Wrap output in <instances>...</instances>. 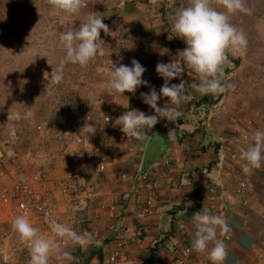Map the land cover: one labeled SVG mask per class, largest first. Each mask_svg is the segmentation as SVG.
I'll use <instances>...</instances> for the list:
<instances>
[{"label":"crops","instance_id":"0c3cea01","mask_svg":"<svg viewBox=\"0 0 264 264\" xmlns=\"http://www.w3.org/2000/svg\"><path fill=\"white\" fill-rule=\"evenodd\" d=\"M86 3L89 15L102 17L110 32L101 31L105 45L91 62L94 70L87 79L82 112L76 125L50 147L28 151L0 144V192L16 180H28L41 197L55 203V221L92 234V242L84 248L65 242L74 261L52 258L50 264H212L208 255L212 244L203 253L192 248L193 214L203 209L209 214L218 209L217 215L231 228L227 238L218 232L227 246L224 264H264V163L246 174L247 161L240 152L232 155L245 123L221 94L202 95L189 87L178 107L168 105L181 113L176 120L160 119L143 140L125 136L119 116L133 109L147 115L155 112L141 98L150 87L123 95L102 87L115 66L139 61L146 68L142 79L158 93L164 83L156 72L158 62L184 68L170 85L181 79L198 85L199 76L179 56L187 45L176 37L160 0L158 6L145 0ZM119 36L125 38L122 45ZM117 49L122 51L118 58ZM168 102L161 96L158 106ZM157 135L162 149L146 162L145 150ZM96 153L104 157L102 168ZM239 179L247 181L246 201L235 194ZM150 195L151 209L134 236L137 212ZM15 218L0 200V264H22L14 254L21 245L12 228Z\"/></svg>","mask_w":264,"mask_h":264},{"label":"clouds","instance_id":"9594fccd","mask_svg":"<svg viewBox=\"0 0 264 264\" xmlns=\"http://www.w3.org/2000/svg\"><path fill=\"white\" fill-rule=\"evenodd\" d=\"M48 3L69 16L87 7L86 0H48ZM151 3L158 6V0H151ZM237 13L251 14L245 0H188L185 7L170 17L176 37L187 45L178 54L184 64L199 76L198 85H189L183 79L179 84L170 85L171 80L181 77L184 72V68L174 62H158L156 65L157 74L164 79L159 93L148 81L142 79L146 68L139 61L133 59L131 66H115L102 87L122 95L125 92L135 94L141 86L150 87L148 93H141V98L155 112L154 115H147L137 109L124 112L117 120L125 136L143 140L160 119L176 120L181 113L176 107L168 105L178 107L186 98L189 87H195L202 95H220L234 88V85L225 82L224 65L229 62L228 52L243 55L248 43L244 32L231 23V16ZM101 31L106 34L110 32L103 18L89 15L78 30L60 34L59 41L65 49V56L53 68L50 77L52 83L58 85L62 82L66 64H78L85 68L95 60L105 45ZM161 96L167 97L169 101L163 107L158 106ZM246 140L247 147L241 152V158L247 161L243 167L247 174L261 168L264 163V130L254 131ZM193 222L196 228L193 250L203 253L212 244L208 251L210 261L212 264H224L227 246L219 237L227 238L231 232L227 220L222 215L209 214L207 209H203L193 214ZM49 227L50 234L46 235L40 228L33 226L27 215H19L13 220V230L29 249V264H50L52 258L61 262L74 261L76 258L65 250V242L81 248L92 242L91 233H78L58 221L50 220Z\"/></svg>","mask_w":264,"mask_h":264},{"label":"rangeland","instance_id":"374dc122","mask_svg":"<svg viewBox=\"0 0 264 264\" xmlns=\"http://www.w3.org/2000/svg\"><path fill=\"white\" fill-rule=\"evenodd\" d=\"M160 1L169 19L188 4V0ZM245 4L251 14L237 13L231 23L246 35L247 48L243 55L228 52L225 82L234 88L221 95L244 127L251 120L256 131L264 130V0ZM88 16L85 8L69 16L48 0H0L1 145L28 151L50 147L76 125L88 98L86 84L93 63L85 68L66 64L58 85L50 77L65 56L60 34L78 30Z\"/></svg>","mask_w":264,"mask_h":264},{"label":"built area","instance_id":"2783aa9c","mask_svg":"<svg viewBox=\"0 0 264 264\" xmlns=\"http://www.w3.org/2000/svg\"><path fill=\"white\" fill-rule=\"evenodd\" d=\"M145 1L148 3L151 2V0ZM124 41L125 38L123 36H119V42L121 43V45L124 44ZM114 56L117 58L121 57V49H117L114 52ZM254 131L255 128L253 122L251 120H248L244 129L235 138L237 147H234V149L232 150L233 156H235L239 152L241 153L246 149V138L249 137ZM95 159L100 168L104 167L103 156L96 153ZM246 190L247 181L245 179H239L235 187V194L241 200L246 201ZM152 197L153 196L150 195L146 199V205L143 208L139 209V211L137 212L139 224L137 225V228L132 232L134 236L139 233L142 227V218H144L148 211L151 209ZM0 200L7 205L8 211L12 215L16 217L19 215H27L29 218H32L33 216V218L30 220L33 226L40 228L41 231L46 235L50 234V220L57 219L55 203L50 199L41 197L39 195L38 188L36 187V185H33L32 182L28 180H16L12 183L10 189H5L0 192ZM214 213L218 214L219 210L214 209ZM117 253L118 251L115 250L114 253L110 256V259L112 260ZM14 254L20 259L22 264H29V249L24 243L21 242V245L17 247Z\"/></svg>","mask_w":264,"mask_h":264},{"label":"water","instance_id":"95a60500","mask_svg":"<svg viewBox=\"0 0 264 264\" xmlns=\"http://www.w3.org/2000/svg\"><path fill=\"white\" fill-rule=\"evenodd\" d=\"M161 149H162L161 136L157 135L153 137L151 141L148 143V146L145 150V156H144L145 161L150 162L154 160V158L161 151Z\"/></svg>","mask_w":264,"mask_h":264}]
</instances>
